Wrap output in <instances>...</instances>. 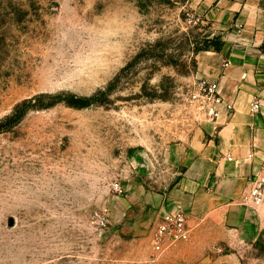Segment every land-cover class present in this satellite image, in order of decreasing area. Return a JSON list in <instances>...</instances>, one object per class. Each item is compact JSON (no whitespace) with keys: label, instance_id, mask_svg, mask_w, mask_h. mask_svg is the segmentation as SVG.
<instances>
[{"label":"rangeland","instance_id":"1","mask_svg":"<svg viewBox=\"0 0 264 264\" xmlns=\"http://www.w3.org/2000/svg\"><path fill=\"white\" fill-rule=\"evenodd\" d=\"M221 40L194 0H0V264H264L215 224L153 253Z\"/></svg>","mask_w":264,"mask_h":264},{"label":"crops","instance_id":"2","mask_svg":"<svg viewBox=\"0 0 264 264\" xmlns=\"http://www.w3.org/2000/svg\"><path fill=\"white\" fill-rule=\"evenodd\" d=\"M194 5L222 33L217 48L198 53L197 78L218 83L224 102L186 152L184 183L171 192L164 211H186L191 242L214 224L263 239L264 205H245L242 197L264 167V0ZM256 100L260 109L252 112Z\"/></svg>","mask_w":264,"mask_h":264},{"label":"built area","instance_id":"3","mask_svg":"<svg viewBox=\"0 0 264 264\" xmlns=\"http://www.w3.org/2000/svg\"><path fill=\"white\" fill-rule=\"evenodd\" d=\"M199 88L203 109L211 120L218 114V105L224 102L218 83L209 82L205 79L199 80ZM233 109L232 104H228ZM260 109V101L252 104L251 111ZM252 158V155H250ZM242 203L252 207L264 205V167L260 173H254L250 179V186L242 197ZM191 229L188 225V215L185 211L167 213L163 216L153 233L152 246L154 254L163 253L169 245L190 239Z\"/></svg>","mask_w":264,"mask_h":264},{"label":"trees","instance_id":"4","mask_svg":"<svg viewBox=\"0 0 264 264\" xmlns=\"http://www.w3.org/2000/svg\"><path fill=\"white\" fill-rule=\"evenodd\" d=\"M218 46L214 47L217 48ZM79 102V101H78ZM22 113L20 112H16L13 116L9 117L8 119H6V123L12 124V123H16L21 117H22ZM3 124H5V122L0 124V129H3Z\"/></svg>","mask_w":264,"mask_h":264}]
</instances>
